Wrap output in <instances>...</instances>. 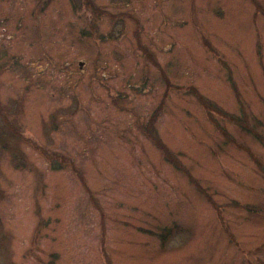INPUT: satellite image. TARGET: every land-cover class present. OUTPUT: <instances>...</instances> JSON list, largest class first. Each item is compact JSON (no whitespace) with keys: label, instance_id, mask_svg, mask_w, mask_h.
Instances as JSON below:
<instances>
[{"label":"rangeland","instance_id":"374dc122","mask_svg":"<svg viewBox=\"0 0 264 264\" xmlns=\"http://www.w3.org/2000/svg\"><path fill=\"white\" fill-rule=\"evenodd\" d=\"M91 1L0 0V264H264V0Z\"/></svg>","mask_w":264,"mask_h":264},{"label":"trees","instance_id":"16d2710c","mask_svg":"<svg viewBox=\"0 0 264 264\" xmlns=\"http://www.w3.org/2000/svg\"><path fill=\"white\" fill-rule=\"evenodd\" d=\"M93 5L94 3L91 1V0H89V6L90 5ZM97 11H99V10H97ZM104 14H107V12L106 11H101V12H97L96 13V15H97V17H99L100 15H104ZM64 68L62 67L61 68V70H63ZM65 70V69H64ZM161 105H163V102H162V104ZM158 112V111H157ZM217 112V111H216ZM0 114H1V111H0ZM4 120V119H3ZM154 121V118H153V120H152V122ZM53 122H55L54 120H53ZM148 129V128H147ZM146 130V129H145ZM146 132L148 133V136L154 141V143L158 146L159 145V143L157 142V138H155L156 136L152 133V132H150V131H148V130H146ZM22 137V136H21ZM3 141V137L0 135V142H2ZM262 143L261 144H263L264 145V140H263V138H262ZM160 149H164L162 146H158ZM47 151V150H46ZM48 153H47V155H46V159H48L49 161L50 160H52V159H57V158H61V160L62 161H64V162H66L65 161V159L63 158V156H61V155H57L56 154V152H50V151H47ZM167 151H164V153H165V155H166V158L168 159V161L170 162V163H173V161L170 159L171 157H169L168 156V154L166 153ZM63 164H61V165H58V167H56V165H53V169L54 170H56V169H58V170H61L62 169V166ZM177 167H179V166H177ZM181 170H182V168H180ZM171 232L170 231H168V234H170Z\"/></svg>","mask_w":264,"mask_h":264},{"label":"water","instance_id":"95a60500","mask_svg":"<svg viewBox=\"0 0 264 264\" xmlns=\"http://www.w3.org/2000/svg\"><path fill=\"white\" fill-rule=\"evenodd\" d=\"M79 66H80V68H82L84 66V63L83 62H80L79 63Z\"/></svg>","mask_w":264,"mask_h":264},{"label":"flooded vegetation","instance_id":"af4514ba","mask_svg":"<svg viewBox=\"0 0 264 264\" xmlns=\"http://www.w3.org/2000/svg\"><path fill=\"white\" fill-rule=\"evenodd\" d=\"M0 132H2V131H0Z\"/></svg>","mask_w":264,"mask_h":264}]
</instances>
